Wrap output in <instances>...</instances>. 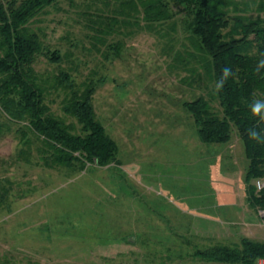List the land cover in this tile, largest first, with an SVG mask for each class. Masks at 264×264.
Segmentation results:
<instances>
[{
	"label": "rangeland",
	"instance_id": "374dc122",
	"mask_svg": "<svg viewBox=\"0 0 264 264\" xmlns=\"http://www.w3.org/2000/svg\"><path fill=\"white\" fill-rule=\"evenodd\" d=\"M114 1L57 0L32 27L59 51L61 67L98 70L92 102L116 141L119 162L48 168L35 144L27 160L18 156L14 129L1 135L0 263L231 264L196 253L242 236L264 240L263 212L244 202L247 160L237 133L224 144L202 143L181 105L211 84L186 69L201 55L192 53L186 67L180 62L188 44L186 13L173 6L174 17L151 30L140 25L131 35L107 37L121 51L106 58L88 52L90 30L79 13L110 9ZM239 1V14L264 18L258 11L264 0ZM57 66L38 56L34 68L48 75ZM62 97L53 89L46 96L59 115Z\"/></svg>",
	"mask_w": 264,
	"mask_h": 264
},
{
	"label": "trees",
	"instance_id": "16d2710c",
	"mask_svg": "<svg viewBox=\"0 0 264 264\" xmlns=\"http://www.w3.org/2000/svg\"><path fill=\"white\" fill-rule=\"evenodd\" d=\"M56 1L0 0V136L14 129L20 144L18 156L27 160L31 144H35L39 161L48 168L82 170L86 163L103 166L119 162L116 141L98 119L92 102L101 78L98 70L81 74L78 66L72 70L61 67L59 51L43 41L39 27H32ZM239 2L115 0L110 9H85L79 14L85 17L80 20L82 27L90 30L88 52L112 58L119 55L121 47L118 42H106L107 37L131 35L140 25L142 30H151L174 17L173 6L181 7L187 16L188 44L183 47L186 58L180 62L186 61V67L193 60L192 53L201 55L186 69L196 74L197 81L205 78L211 83L205 95L184 100L181 105L193 118L202 143L224 144L232 132L237 133L247 160L245 199L252 210L263 212L264 220V144L250 140L246 131L264 129V121L249 109L254 100H264V69L260 74L255 71L256 62L264 56V18L239 14ZM258 11H264V4ZM38 56L57 63L59 68L48 75L37 72L34 65ZM225 66L234 75L217 93L215 83ZM77 73L83 76L81 80ZM52 89L63 93V115L53 112L46 101ZM196 254L211 262L257 264L261 260L264 264V240L242 236L233 244L218 242Z\"/></svg>",
	"mask_w": 264,
	"mask_h": 264
},
{
	"label": "clouds",
	"instance_id": "9594fccd",
	"mask_svg": "<svg viewBox=\"0 0 264 264\" xmlns=\"http://www.w3.org/2000/svg\"><path fill=\"white\" fill-rule=\"evenodd\" d=\"M261 69H264V56L256 62L255 66L257 74H260ZM233 75V70L230 67H223L221 69L220 78L215 83V91L218 93L223 90L225 83L229 77ZM249 109L254 116L259 117L261 121H264V100H254L249 105ZM246 131L250 140L255 141L258 144H264V129L258 130L257 128H249Z\"/></svg>",
	"mask_w": 264,
	"mask_h": 264
},
{
	"label": "crops",
	"instance_id": "0c3cea01",
	"mask_svg": "<svg viewBox=\"0 0 264 264\" xmlns=\"http://www.w3.org/2000/svg\"><path fill=\"white\" fill-rule=\"evenodd\" d=\"M243 193H244V197H245V192L243 191ZM245 201V205L247 204V202H246V199H244ZM234 201V200H233ZM234 202H232L231 204H233ZM233 205H235V204H233ZM237 206V205H236ZM246 206H248V204L246 205ZM249 207V206H248ZM250 208V207H249ZM251 209V208H250Z\"/></svg>",
	"mask_w": 264,
	"mask_h": 264
},
{
	"label": "built area",
	"instance_id": "2783aa9c",
	"mask_svg": "<svg viewBox=\"0 0 264 264\" xmlns=\"http://www.w3.org/2000/svg\"><path fill=\"white\" fill-rule=\"evenodd\" d=\"M261 185H262L261 183H257V186H258V187H261Z\"/></svg>",
	"mask_w": 264,
	"mask_h": 264
}]
</instances>
